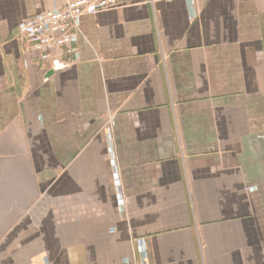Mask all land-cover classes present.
Returning a JSON list of instances; mask_svg holds the SVG:
<instances>
[{
  "label": "crops",
  "instance_id": "0c3cea01",
  "mask_svg": "<svg viewBox=\"0 0 264 264\" xmlns=\"http://www.w3.org/2000/svg\"><path fill=\"white\" fill-rule=\"evenodd\" d=\"M66 2L0 0V264H264V0L123 1L54 72Z\"/></svg>",
  "mask_w": 264,
  "mask_h": 264
},
{
  "label": "built area",
  "instance_id": "2783aa9c",
  "mask_svg": "<svg viewBox=\"0 0 264 264\" xmlns=\"http://www.w3.org/2000/svg\"><path fill=\"white\" fill-rule=\"evenodd\" d=\"M126 0H67L20 22L17 31L28 52L38 62L47 63L50 70L61 71L78 60V27L83 15H94L102 9L117 6ZM118 198L123 200L122 184H118ZM132 264H150L147 258Z\"/></svg>",
  "mask_w": 264,
  "mask_h": 264
},
{
  "label": "water",
  "instance_id": "95a60500",
  "mask_svg": "<svg viewBox=\"0 0 264 264\" xmlns=\"http://www.w3.org/2000/svg\"><path fill=\"white\" fill-rule=\"evenodd\" d=\"M52 72L50 71V72H48V74H51Z\"/></svg>",
  "mask_w": 264,
  "mask_h": 264
}]
</instances>
